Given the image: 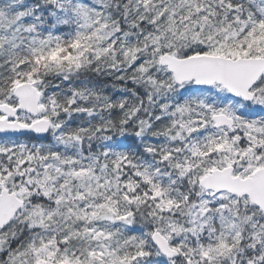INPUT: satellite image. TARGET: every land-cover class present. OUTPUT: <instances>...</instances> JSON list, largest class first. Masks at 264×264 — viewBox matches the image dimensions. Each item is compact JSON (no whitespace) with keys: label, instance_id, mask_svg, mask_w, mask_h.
Returning a JSON list of instances; mask_svg holds the SVG:
<instances>
[{"label":"snow or ice","instance_id":"6c2138e0","mask_svg":"<svg viewBox=\"0 0 264 264\" xmlns=\"http://www.w3.org/2000/svg\"><path fill=\"white\" fill-rule=\"evenodd\" d=\"M0 264H264V0H0Z\"/></svg>","mask_w":264,"mask_h":264}]
</instances>
